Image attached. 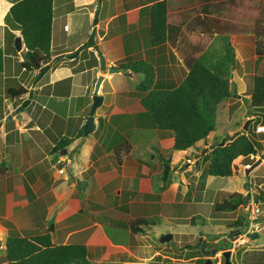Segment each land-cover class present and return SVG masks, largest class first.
<instances>
[{"label":"rangeland","instance_id":"374dc122","mask_svg":"<svg viewBox=\"0 0 264 264\" xmlns=\"http://www.w3.org/2000/svg\"><path fill=\"white\" fill-rule=\"evenodd\" d=\"M109 1L105 0L99 4L100 15L98 18H101L106 10H111V12L114 10L112 8V0L111 2ZM255 1L243 0L242 10L246 12H244L245 16L242 18L243 20H240L238 23L240 30L235 32L238 35V43H235L236 48L234 49L237 57L240 59V66L231 71L232 94L221 100L217 106L215 114L216 129L213 130L207 141L203 142V147L200 146L198 148L197 145H192L186 150V156L203 158L198 161V167L195 166L199 171L197 174L187 175V179L183 178L184 176L180 172L175 173L174 171V173L170 174L165 191H162L164 188L160 189L162 184L160 174L163 167L161 159L163 156L166 158L172 157L176 168L181 160L175 164V161L179 159V155H176L179 152L176 153L171 147H162L158 143L157 131H164L165 136H168L170 131L155 128L148 112L132 113L131 111L123 112L121 109H113V106L108 105V102H112L113 97H111V100L108 95L105 96L106 102L98 105L94 114L102 111L106 118L99 116L100 119L104 120L96 123L95 129L84 136L85 141L82 146H87L92 139H97L99 143H95L94 150L90 154L93 160L96 158L93 164L96 167L114 166L118 168L119 166L111 147L113 148L116 144L128 140L132 145L128 157H125V164L130 175L133 171L136 174V177H131L129 173L120 175L110 180L104 188H100L96 179L89 172L92 167L83 170L78 165L84 166L85 164L81 159H78L76 153L77 142L74 141L68 145V150L74 146L75 148L74 150L67 151L66 157L61 158L60 161L57 160V157L62 154V150H59V153L50 152L52 144L61 136L64 134L69 135L73 131L76 134L79 130L78 111H76L75 107H80L86 97V100H89L88 94L86 97L82 96V88L74 86L72 90L73 96L69 98L56 99L53 97L50 105L44 102L46 97L40 100L32 99L28 105L23 106L17 111L28 113V128L35 122H38L40 128L34 131L29 129V132L31 131L35 137L32 141H38V144L33 143V146L28 145L27 158H21L19 151L13 150V148V155L5 156L9 151L8 147L3 146L0 142V159L4 160V166H8V168L6 167L8 171H5V169H2L0 163V223L5 227V231L0 232V264H6L4 247L5 238L8 233L27 235L28 232L35 230L38 233L46 230V227L50 223L54 227L52 231L54 241L65 240L63 233L70 234L66 239L68 241H83L84 238H87V244L90 246L91 252L89 259L94 261L95 264H109L103 260L105 258L103 252L106 250L105 247L109 242V237L113 241H128L130 245H134L136 254L141 258L143 257L142 260L148 259V257L144 256L150 254L149 252L157 250L159 253L149 258L148 264H194L196 256L193 255V258H190L183 245L186 243H197L198 240L200 242L204 240V242L208 243L209 238L220 236L219 245L222 244L224 246L223 240L225 236L228 234L227 237L234 235L233 233H229L230 227L227 225L228 222L232 221L233 217L238 214H245L249 219V215L247 214L249 210L248 201L240 204L233 211L215 212L213 210V203L211 202L221 201L227 195V191H225V187L222 185L229 178H231L235 185L236 183L237 185H242L241 191L244 192L245 190V196L246 192L251 191L250 193L256 197L255 206L258 207L257 224H261V217L259 215L263 212L262 197L255 190V187H258L259 177L256 178L257 183L254 184L250 176H239L237 168H241V164L237 160L234 162L236 164L235 169L230 177L214 175L215 178L213 179L207 173L210 160L209 149H211L210 145L214 141L218 140L220 143L222 139L226 140L225 138L229 134L241 130L246 132L253 140L259 141L261 144L264 143V130L258 127L259 124L263 123L264 108L254 109L248 100L253 82L252 74L264 73V55L258 56L255 53L253 38H251V41L249 40V44L246 40L241 41L243 38H240V36L246 37L250 35L248 34L249 32H245L241 28L243 25H246L245 21H249L245 18H249L257 11ZM169 2L171 5H175L178 0H169ZM53 6L52 45L54 52H64L67 48H73L80 40L87 41L89 39L91 31L87 33L89 24L81 9L76 12L71 3L60 6L59 0H54ZM67 11H70V13H67ZM73 11L76 13H73ZM64 23L68 25V28L65 30L63 28ZM131 25L134 27L133 24ZM235 34H230L228 37H231L232 40L236 36ZM130 35H128L129 40ZM148 37L146 28L141 37L138 34L139 41L141 38V40L147 42ZM215 42L212 47L213 49H217L216 46H218V42ZM77 49L78 47L73 49L72 52ZM82 50L80 54L79 52L77 53L79 54L77 57L80 61L82 56L87 57L88 55L93 59L92 52L89 53L85 49ZM18 54L24 57L23 50H20ZM132 54L131 56L134 58H141L140 54ZM94 55L96 59H93V62L98 68L95 69L96 78L94 77V79L89 81L90 88H93V90L100 73L98 57L97 54ZM69 58V53L63 58H51L50 67L60 62L64 64L76 62V60ZM87 63H89L88 60L77 63L74 70L84 68V65ZM16 64L17 70L21 68L20 62ZM38 71V68L31 71L28 70V85H30L29 82H33L36 86L40 84V81H48L51 78L49 71H44L41 80L35 81L34 76ZM26 73L24 71L22 76L23 74L26 76ZM11 74L13 75L14 72L8 75ZM178 75L180 77L181 74ZM142 77V74L137 72L132 77H126V81L117 82L115 78L114 81L115 83L117 82V88L119 86L118 83L120 84L119 90L125 87L124 91L126 92L127 89V94L125 95L131 102L137 103L140 92L136 89L135 85ZM8 79H11L14 84H18L21 78L9 76ZM176 79V82L179 81V78ZM67 85L65 82L60 84L61 87L65 86L62 88L65 91L66 87H68ZM45 87L37 89L44 92ZM65 96L67 95L65 94ZM119 101L124 103L122 99H119ZM17 102L18 100L15 101V103ZM43 104L44 106H42ZM51 106H55L54 116L50 112L51 109H48ZM120 107L126 109L123 104H120ZM111 110L113 112L109 113ZM90 111L91 105L86 106L83 115L87 114L88 116V112ZM253 112L254 115L248 116V113ZM7 115L2 119L3 116L0 114V120L2 119L4 124H10L11 122V120L6 119ZM246 120L248 122L246 128H244ZM74 128L76 129L74 130ZM81 130L83 132V127ZM82 137L83 133L78 137L79 146ZM2 138L4 139L0 135V141ZM98 144H101L103 149H108V153L102 158L100 151H98L100 149ZM183 153L184 151H181L179 154L183 155ZM255 155L254 153L251 159H254ZM122 156L124 157V154ZM14 157L18 160L12 161ZM243 159L241 158L240 160ZM14 167L16 168L13 169ZM178 169L180 170V168ZM192 169H194L193 165ZM73 178L86 180V184L79 188L75 185V179ZM189 181L193 184H188ZM206 181L210 183V188L203 191V184ZM187 185L190 189L189 192L186 189ZM184 191L187 193H184ZM192 196H195V198ZM131 199L133 202H129ZM189 199L190 201H188ZM80 207L83 208L80 211L81 213L75 214L78 213L77 209ZM196 214L199 215L193 216L191 219V216ZM139 215L154 218V223L149 227H145V232L138 233L135 236L134 233L129 231L127 222L132 216ZM27 216L28 219H26ZM165 233H172V237L168 241H161L160 237ZM201 235H205L206 239L202 240ZM202 248L207 249L201 247L200 252L196 250L197 257H202L200 255V253L203 254ZM231 249L233 248L231 247ZM221 251H217L213 257L214 261L209 264H221L224 262V256L221 254ZM118 260H120L119 257ZM232 262L235 263L234 260Z\"/></svg>","mask_w":264,"mask_h":264},{"label":"trees","instance_id":"16d2710c","mask_svg":"<svg viewBox=\"0 0 264 264\" xmlns=\"http://www.w3.org/2000/svg\"><path fill=\"white\" fill-rule=\"evenodd\" d=\"M53 1L13 0L4 16L6 24L11 29H16L5 31V39L15 53L17 51L14 38L21 36L24 57L20 65L25 70L41 67L51 61L52 54L58 53L51 47ZM175 5H171L169 0H153L150 4L141 6L139 13L140 20L143 17L147 20L148 45L158 46L169 42L176 49L187 68L183 79L178 84L159 83L155 79V66L147 59L130 57L125 42L127 55L116 64L142 74L143 77L135 85L140 92L139 101L144 111L149 113L155 128L173 133L171 148L179 151L196 145L200 140H206L208 134L216 129L217 106L221 100L232 94L230 73L240 66L228 34L240 30L238 23L243 20L246 11L242 10L243 0H178ZM255 8L257 11L245 18L249 21H245L246 25L241 30L254 35V50L261 56L264 55V0H256ZM216 40L220 44L217 49H213ZM92 45L93 43L85 41L81 49L86 50ZM3 58V49L0 46V71L3 69ZM58 58L61 57H56ZM36 76L37 73L34 79ZM62 81L68 87L66 91L57 89L56 93L67 95L70 77L59 80L60 83ZM252 81L249 104L254 109L264 108V73H253ZM6 92L8 96L16 97L26 93L27 88L19 85L8 88ZM252 115L254 112L248 113V116ZM262 118L264 124V114ZM81 129L76 136L83 133ZM72 139L73 137L67 135L61 136L50 152H58ZM225 139L223 144L218 140L214 141V146L209 149L207 173L210 175L230 176L237 157H250L258 148L261 149L259 141L253 140L241 130L232 139ZM130 148L131 143L128 140L113 147L118 165L122 161V154L128 153ZM168 161L169 158L163 156L160 189L165 188L170 179L171 168ZM245 197L241 190L230 191L221 201L213 203V210L233 211L245 203ZM198 215H192L191 219ZM243 219H236L234 225L242 223ZM153 223L154 218L137 216L128 220L127 226L132 233H142L145 232V227ZM53 230V224L50 223L46 230L38 233L36 230L28 232L27 235L8 233L4 247L6 264H95L89 259L91 252L84 242H55L51 236ZM223 243L224 246L217 241L214 246H218V249L230 246L229 242L225 245L226 240ZM206 244V241L198 240L197 243H186L183 246L188 256H192L196 255V250L200 252L201 247L207 248ZM200 255L202 257H197L196 264L206 258L204 253Z\"/></svg>","mask_w":264,"mask_h":264},{"label":"crops","instance_id":"0c3cea01","mask_svg":"<svg viewBox=\"0 0 264 264\" xmlns=\"http://www.w3.org/2000/svg\"><path fill=\"white\" fill-rule=\"evenodd\" d=\"M12 1L13 0H0V46L3 49V57H4L3 58V69L0 71V101H1L0 102L1 103L0 104V114H2V116H3L2 119H4V116L9 114V113L12 115L9 118V120H11L10 124H8V123L4 124L2 119L0 120V135L4 137V139L2 138L0 142H1V144H3V146L8 147L9 151L7 152V154H5V156L13 155L12 154V148H13V150L19 151V154H21V158L22 157L27 158L28 157V145L33 146V143L38 144V141H36V142L32 141L33 139H35V137L33 136L31 131L29 132V129L34 131L36 129H39L40 125L38 124V122H35L30 128H28V113L27 114L23 113V112L20 113V111L17 112L18 110L15 111V107L18 106L20 104V102L28 96V89L33 88V93H32V97H31L30 101L32 99L40 100L41 98L46 97V100L44 102H46V104L50 105L51 99L53 97L56 99L69 98V97L73 96L72 90H73L74 86L82 88V91H83L82 96L86 97L88 94L89 100H86L87 99V97H86L85 101H83V103L80 107H78V106L75 107L76 111H78L77 112L78 117H79L78 124L80 125L79 126V130H80L84 126V123L86 121L87 114L83 115V113L85 111V107L88 105H91L92 101H93L92 95H93L94 90H93V88L92 89L90 88L91 85L89 84V81L94 79V77L96 78L95 69L98 68V66L95 65V63L93 62V59H91V56H89V55L87 57L82 56L81 57L82 59L80 61L77 57L83 51L80 48V50L78 51L79 54H77L74 57L69 58L71 60H76L75 63L64 64V63L60 62L59 64H57L55 66H51L49 69L46 70V71H49V74L51 77L48 81H40V84H38L36 86H35V84H33V82H29L30 85H28V70H25L22 67L17 70V67H16L17 66L16 63L22 61V59H23V57L20 54H18V52L24 48V45L22 44V47L20 50L16 49L17 53H15L14 51H12L10 44L5 39V31H6V29H11V27H10V25L6 24L4 16H5L7 10L9 9L10 5L12 4ZM96 1H97V3H95ZM152 1H150V0H112V8H114V10L112 12H111V10H109V11L106 10L101 18H98V16L100 15V9H98V6L102 1L98 2V0H59V4L61 6V5H68L69 3H71L72 7H74L76 12L79 9L82 10V12L86 16V19L88 20V24H89V26L87 27V33H89L92 30L93 25L96 27V30L94 33V43H96L98 48L104 54V56L106 58V62L108 65H117L116 63L118 61H121L122 59H124V56L127 55L125 48H124V42H125V44L127 45L126 48H127V51L129 52L130 57H131V55H133L132 53L140 54L141 58L149 60L155 66V79L159 83L178 84L183 79V77L185 76L187 68H186L183 60L181 59V57L178 55L176 49L169 42H165V43L158 45V46L148 45L147 42H144L143 40H141V38L139 41V38H138V34H140V37H141V34L143 35V32L145 31V28L147 25V20L145 17H143L142 20H140V13H139L140 7L144 6L146 4H150ZM109 2H111V0ZM177 4H178V2L176 3V5ZM96 11H97V18L95 19L94 14ZM76 12L73 11V13H76ZM67 13H70V11H67ZM73 13H71V14H73ZM94 21H96V23H94ZM131 24H133L134 27ZM11 30L16 31V29H14V28ZM129 34H131L130 40L128 37ZM230 34L234 35L235 32L229 33L228 36H230ZM248 34H250V35L246 36V37L240 36V38H243V40L241 39V41L246 40L249 44V40L251 41V38H253V44H254V35L251 33H248ZM237 37H238V35H236L232 40H231V37H228V38H230L229 41L232 44L234 49L236 48L235 43H238ZM14 41H15V38H14ZM84 42H85V40H80L79 42H77L73 46V48H67L66 50H64V52L58 51V53L52 54L51 58L59 57V56L61 58H63L68 52H72L73 49H76L77 47H81ZM217 42H218V46H216V47H219L220 43H219V41H217ZM214 43H216V42H214ZM51 47L53 48L52 32H51ZM254 47H255V45H254ZM158 49H160V51H158ZM86 51H88L89 53L92 52L93 54H96L93 46H89L86 49ZM235 56L238 59V61L240 62L239 57H237V53H235ZM87 60L89 61V63L84 65V68L74 70V67L76 66L77 63H81L84 61L86 62ZM32 70H34V69H32ZM24 71L27 72L26 76L24 74L22 76V73ZM29 71H31V70H29ZM129 71L131 73L126 74L120 70H118L116 72L115 71L111 72V71H108L106 69L104 77H103L102 81L100 82V85H99L98 90H97V92L102 95V101H101L100 105L103 102H106L105 96L108 95L111 100H112L111 97H113L112 102H108V105L113 106V109H115V108L121 109L123 112L124 111H131L132 113H143L144 107L141 105L139 100L137 103L131 102V100L125 95V94H127V89H126V92L124 91L125 87H123L122 90H119V87H120L119 83H118V85H119L118 88L116 87L117 82L126 81V79H125L126 77H132V76H134V74H136V73L132 72L131 70H129ZM12 72H14L13 75L12 74L8 75ZM84 74H87V75L84 76ZM118 74H120V75H118ZM178 74H181L180 77ZM9 76H11V77L14 76L15 78L19 77L21 79L18 82V84H14V82H12L11 79H8ZM65 77H70L69 92H68L67 96H65L64 94L56 93L57 89L63 90L62 88L65 87V86L61 87L60 86L61 83L59 82V80H62ZM114 78L117 80L116 83L114 81ZM176 78H179L178 79L179 81L176 82V80H177ZM39 79L41 80V77ZM56 81H58V82H56ZM19 85H23L24 87H26L27 92L22 94V95L16 96V97L8 96V94L6 92L7 89L11 88V87H17ZM44 86H46L44 89V92H42L41 90L38 91L37 88L41 89ZM87 89H88V91H87ZM47 98H48V100H47ZM119 99H122L124 101V103L120 102ZM17 100H18V102L15 103V101H17ZM120 104H123V106H125L126 109L121 108ZM42 106H44V104ZM54 107L55 106H51L48 108V109H51L50 112L53 114L52 116H54V114H55V111H54L55 108ZM97 107L95 108V111L97 110ZM112 112H113L112 110L109 111V113H112ZM103 113L104 112L100 111V112L93 114L95 126H96V123H99L100 121L104 120V119H100L99 116L106 118V116H104ZM37 116H39V114H37ZM75 129L76 128H74V130ZM93 129H95V127ZM79 130L76 132V134H74V131H73V132H71V134L67 135V136L73 137V139L69 142V144L71 142H74V141L77 142L78 147H76V151H77L76 153H77L78 159H81L85 164L84 166L83 165L81 166V164H78V165L83 170H85V169L87 170L89 167H92L91 171H89V172L96 179V181L98 182V186L100 188H104L105 185H107L110 180H112V179H114L120 175H126L129 173L128 172L129 170L125 164V162H126L125 157L126 158L128 157L130 150L128 153L124 154V157L122 156V161L118 165L119 166L118 168L114 167V166H112V167H110V166H107V167L98 166V167H96V165L93 164V163H95L96 158L93 160L92 157H90V154L94 150L95 143L96 142L99 143V142L97 141V139L96 140L92 139L87 144V146H85V145L82 146L84 141H85V137H84L81 140V144L79 146V143H80V142H78L79 136H76L79 133ZM158 130H161V129H158ZM157 132H158V135H157L158 136V143H160V145L162 147H167V148L172 147V144L174 141L173 133L170 131L168 133V136H165L164 131H157ZM212 132L213 131H211L208 134L206 140H200L196 143L198 148L200 146L203 147V142L207 141V139L212 134ZM54 143L52 145H54ZM69 144H67L65 147H63L61 149L62 151L60 150L62 152V154H60L57 157V160L66 157L67 151L74 150L75 146L72 147V149H70V150L67 149ZM98 145L100 146V149L98 151H100V156L102 158V157H104V155L106 153H108V149L107 148L103 149L101 147V144H98ZM261 146H262L261 149H259V148L257 149V152L255 153L256 155H255L254 159H251L248 156H246V157L240 156L234 160V162L237 160L241 164V168L240 167L237 168L238 169L237 174H239V176H244V175L250 176V178H252L254 184L257 183L256 178L259 177V181H258L259 183L257 185L258 187H255V190L259 193V196L262 197L261 200L263 203V212H262V214L259 215V217H261V221H260L261 224H258V226L260 225L259 228L253 233L249 232V233H252L251 236L248 233V235H247V237H245V241L243 243L239 244L236 247L234 246L233 249H231V256H233L231 260L232 261L234 260L235 264H264V156H262V153H264V143L261 144ZM111 149L113 150L112 147H111ZM186 150H187V148L184 150L175 151L176 153L177 152L180 153L181 151H184L183 155H180L179 153L176 154L177 156L179 155V157H178L179 159H177V161H175V164H176V162L181 160V162L177 165V168L173 164L174 159L172 157H169V165L171 168L170 169L171 174L174 173V171H175V173L180 172L181 174H183V176H184L183 178H186L187 175L190 176L193 173L194 174L198 173L199 170H197V167H198L197 163L199 160H201L203 158L198 157V156H195L193 158H191L190 156H186V154H187ZM13 152L15 153V151H13ZM100 156H98V157H100ZM241 158H244V159L240 160ZM16 160H18V159L16 157H14L12 161H16ZM257 160H259V162L256 163L255 165H253V163ZM3 161H4L3 159H0V163L2 165V166L1 165L0 166L2 167V169H5V171H8V169H7L8 166L7 165L4 166ZM247 162H251L250 166L244 167L243 165ZM88 164H90V165H88ZM187 165H189V166H187ZM192 165L194 166V169H192ZM235 165L236 164H234V163L232 165L233 171L235 169ZM238 165H239V163H238ZM195 166H197V167H195ZM15 168L16 167H14L13 169H15ZM178 168H180V170ZM120 170H121V172H120ZM129 175H130V173H129ZM130 176L136 177V174L134 173V171L131 173ZM210 177H212L213 179L215 178L214 175H210ZM73 179H76V178H73ZM183 184H185V183H183ZM188 184L192 185L193 183H190V181H189ZM173 186H175V185L173 184ZM209 186H210V183H208L207 181H206V183L204 182L202 190L203 191L207 190L208 188H210ZM222 186L225 187V191H227V193H228V192L234 191V190H241L242 185H240V184L237 185V183L235 185L232 182L231 178H229V180H227L225 182V184ZM188 187L189 186L187 185V188H186L187 192H189V190H190ZM228 187H231V188H228ZM165 190H166V188H164L162 191H165ZM169 190H172V189H169ZM185 192L186 191H184V193ZM244 192H245V190H244ZM4 196H5V194H4ZM4 196H3V198H4ZM192 197L195 198V196H192ZM188 201H190V199ZM129 202H133L132 199L129 200ZM211 203H214V202H211ZM247 204H248V202H247ZM0 208H1V204H0ZM2 209L4 210L3 207H2ZM82 210H83V208L80 207L79 209H77L78 213H75V214L81 213L80 211H82ZM5 211H6V209H5ZM20 214H22V213H20ZM0 215H1V213H0ZM139 216H141V215H139ZM133 217H137V216H132V218ZM45 218H46V216H45ZM211 218H215V217H211ZM26 219H28V216ZM236 219L237 220L243 219V221L240 224L234 225V221H236ZM227 225L230 227L229 233L232 234L236 231L242 230L241 227L243 225L247 226V218H246L245 214H238V215L234 216L233 220L228 222ZM243 227H245V226H243ZM3 231H5V227L2 225V223H0V232H3ZM137 234L138 233H134L135 236ZM228 235L225 236L224 241L227 240ZM51 236H52V232H51ZM63 236H64L65 240L55 241V242H84L90 251V246L87 244L88 243L87 238H84L85 240L83 239V241L82 240H80V241H68L66 239L68 238V236H70V234L69 233H63ZM135 236H134V238H135ZM201 238H202V240L206 239V236L201 235ZM52 240H53V238H52ZM217 241H220V236H214V237L209 238L208 243H207L209 245H207L208 246L207 249L214 247V243H216ZM243 245H244V247H243ZM105 248H106V250H105V252H103V256H105V258H103V260H105L109 264L110 263L111 264H115V263H118V264H148V261L150 260L149 258H152L154 255L159 253L157 250H155L153 252H149L150 254H148L147 256H144V257H148V259L142 260L143 257L141 258L140 256H138L136 254L134 245H130L128 243V241L127 242L113 241L110 237H109V242ZM223 249H225V248H223ZM223 249H219V250H223ZM204 256L207 257L206 254H204ZM118 257L120 258V260H118ZM122 257H124V258L121 259Z\"/></svg>","mask_w":264,"mask_h":264},{"label":"water","instance_id":"95a60500","mask_svg":"<svg viewBox=\"0 0 264 264\" xmlns=\"http://www.w3.org/2000/svg\"><path fill=\"white\" fill-rule=\"evenodd\" d=\"M94 17L95 19L97 18V11L95 12L94 14ZM95 30H96V27L93 26L92 27V30H91V33H90V37L89 39L87 40V42L89 43H93V48L95 49V52L97 54V57H98V62H99V75L97 77V80H96V83H95V88H94V92H93V95H92V104H91V111L90 113L88 114L87 118H86V121L84 123V126H83V137L82 139L84 138V135H86L87 133H89L94 127H95V121H94V117H93V114H94V111H95V108L100 105L101 101H102V95L100 93L97 92L98 90V87L100 85V82L102 81L103 77H104V74H105V70L107 68L108 71H123L124 73L126 74H130L131 72L125 68L124 65H107V62H106V58L104 56V54L102 53V51L98 48V46L96 45V43H94V33H95ZM15 46H16V49L17 50H20L21 47H22V41H21V36L20 35H17L15 37ZM81 47H78V49L74 52H72L70 55V57H74L77 55L78 51L80 50ZM48 68H50V62L42 65L41 67L38 68V73H37V76L36 78L34 79L35 81H37L41 76L42 74L44 73V71H46ZM232 75V72L230 73V77ZM32 93H33V88H29L28 89V96L21 102L20 105H18L16 108H15V111L17 110H20L23 106H26L29 102H30V99L32 97ZM12 115L11 114H8L6 116V119H9ZM247 122L248 120L245 121L244 123V128H246L247 126ZM238 133V131H234L232 134H229L227 136V138L229 139H232L234 136H236ZM224 143V139L221 140L220 144H223ZM214 146V144L212 143L210 145V147L212 148ZM262 156H264V153H262ZM259 160L255 161L253 163V165H255L256 163H258ZM75 183L78 187H81L82 185L86 184V180H81L79 178H76L75 179ZM248 200V197H245V202ZM239 231H236V233H238ZM249 235L251 236L252 233H249ZM172 237V233H165L163 234L161 237H160V240L161 241H168L170 238ZM235 236H230V237H227V240H226V243L225 245L227 244V242L229 241H232L233 238ZM218 248L217 247H211V248H208V249H204L202 248V251L204 254L207 255V257L205 258V260L197 263V264H209L212 262L213 260V257L214 255L216 254ZM221 254L224 256V262L223 264H233L232 261H231V249H223L221 251Z\"/></svg>","mask_w":264,"mask_h":264},{"label":"built area","instance_id":"2783aa9c","mask_svg":"<svg viewBox=\"0 0 264 264\" xmlns=\"http://www.w3.org/2000/svg\"><path fill=\"white\" fill-rule=\"evenodd\" d=\"M63 28L66 29L68 28V25L65 23L63 25ZM259 128H261L262 130H264V124H259L258 125ZM254 154L250 155V158L253 157ZM251 162H247L244 164V166H250ZM251 191L246 192V195L248 197V203H249V211H248V215H249V219H248V223L247 226L245 227H241V231H239L235 237L232 240V244L233 245H239L241 243H243L245 241V237H247L249 232H253L256 231L259 226L257 224V213H258V207L255 206L256 201H255V196L252 195L250 193ZM244 228V229H243Z\"/></svg>","mask_w":264,"mask_h":264},{"label":"flooded vegetation","instance_id":"af4514ba","mask_svg":"<svg viewBox=\"0 0 264 264\" xmlns=\"http://www.w3.org/2000/svg\"><path fill=\"white\" fill-rule=\"evenodd\" d=\"M107 65H108V64H107ZM106 69H107V68H106ZM89 113H90V112H89ZM232 236H233V235H232ZM229 245H230L229 247H226L227 249H231V247L233 248L234 246H235V247L238 246V245H236V244L233 245L232 242H229ZM214 247H217V248H218V246H214ZM226 248H225V249H226ZM218 250H219V249H218ZM218 250H217V251H218ZM216 253H217V252H216ZM197 255H198V254L195 255V256H196V259H197ZM192 256H193V255H192ZM192 256H189V257L191 258ZM230 257H231V255H230ZM192 258H193V257H192ZM231 261H232V260H231ZM194 264H196V261H195Z\"/></svg>","mask_w":264,"mask_h":264},{"label":"clouds","instance_id":"9594fccd","mask_svg":"<svg viewBox=\"0 0 264 264\" xmlns=\"http://www.w3.org/2000/svg\"><path fill=\"white\" fill-rule=\"evenodd\" d=\"M92 131V130H91ZM61 159H59L58 161H60ZM246 197H247V195H246ZM248 201V200H247ZM240 231V230H239ZM234 234V236L237 234L236 232H234L233 233ZM230 242H232V241H230Z\"/></svg>","mask_w":264,"mask_h":264}]
</instances>
